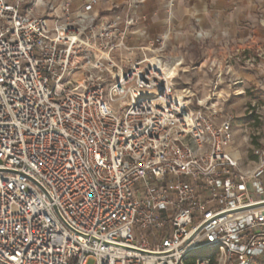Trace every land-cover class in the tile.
<instances>
[{"label":"built area","instance_id":"obj_1","mask_svg":"<svg viewBox=\"0 0 264 264\" xmlns=\"http://www.w3.org/2000/svg\"><path fill=\"white\" fill-rule=\"evenodd\" d=\"M101 1L0 0V264L264 263V142L178 95L176 0L138 46L144 0Z\"/></svg>","mask_w":264,"mask_h":264},{"label":"crops","instance_id":"obj_2","mask_svg":"<svg viewBox=\"0 0 264 264\" xmlns=\"http://www.w3.org/2000/svg\"><path fill=\"white\" fill-rule=\"evenodd\" d=\"M44 1L55 5L62 2ZM83 1L71 0L70 13H78ZM125 2L102 0L97 11L101 17L110 18ZM164 2L143 1L139 14L144 18L130 33V45L158 40L168 23ZM40 4L37 14L47 15L48 9ZM172 21L174 51L184 52L188 81L195 78L194 83L187 82L188 86L175 85L178 90L185 88L199 99L212 95L218 102L245 101L254 89L264 92V0H176ZM202 30L211 36L202 35ZM194 51L201 52L202 57L194 60ZM207 69L214 71L213 79L205 75ZM193 84L198 87L190 86Z\"/></svg>","mask_w":264,"mask_h":264},{"label":"rangeland","instance_id":"obj_3","mask_svg":"<svg viewBox=\"0 0 264 264\" xmlns=\"http://www.w3.org/2000/svg\"><path fill=\"white\" fill-rule=\"evenodd\" d=\"M225 41L228 42V38H225ZM175 54L177 56H181L179 58L181 60V64L178 66L179 72L175 78V85L177 88H182L183 86L189 85L187 84V82L190 84L194 83L193 79L195 78H192L189 81L187 79L188 76L186 75L185 69L183 68L184 52H179V50L177 49ZM193 55L194 60L198 59V57H202V53H198V51H194ZM205 75L213 79L214 71H210L209 69H207ZM190 86H192L193 88L195 86L198 87V85L196 84ZM250 95L251 96L245 101L235 102V100L229 99L228 101L221 102L223 104L222 106L224 110L233 115V149L236 150V154L240 153L243 158L242 161H244V164H247L254 159L253 149L256 146L263 144L264 142V92L262 93V91L254 89L250 92ZM194 99H197V96L195 94ZM233 106H236L237 109ZM88 264H94V259L91 258ZM189 264L194 263L190 261ZM211 264H213V262ZM253 264L264 263L261 260H256Z\"/></svg>","mask_w":264,"mask_h":264},{"label":"bare ground","instance_id":"obj_4","mask_svg":"<svg viewBox=\"0 0 264 264\" xmlns=\"http://www.w3.org/2000/svg\"><path fill=\"white\" fill-rule=\"evenodd\" d=\"M183 91H181V93H180V91H178V95H181V96H183Z\"/></svg>","mask_w":264,"mask_h":264}]
</instances>
